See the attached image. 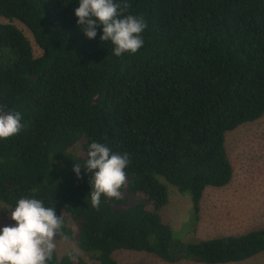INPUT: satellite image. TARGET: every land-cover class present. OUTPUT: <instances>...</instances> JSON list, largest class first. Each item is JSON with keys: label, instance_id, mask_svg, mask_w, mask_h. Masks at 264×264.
Listing matches in <instances>:
<instances>
[{"label": "trees", "instance_id": "1", "mask_svg": "<svg viewBox=\"0 0 264 264\" xmlns=\"http://www.w3.org/2000/svg\"><path fill=\"white\" fill-rule=\"evenodd\" d=\"M120 3L121 0H115ZM142 16L143 47L117 57L88 39L79 0H0V18L33 34L42 56L13 24H0V105L26 125L0 140V214L20 198L63 215V235L100 264L119 251L175 264H233L264 253V229L195 243L176 238L161 217L168 185L189 194L195 220L209 187L225 188L234 168L225 136L264 116V0H127ZM130 154L120 199L91 206L84 165L91 143ZM67 237V239H64ZM47 264H87L78 253ZM144 264V263H133Z\"/></svg>", "mask_w": 264, "mask_h": 264}, {"label": "clouds", "instance_id": "2", "mask_svg": "<svg viewBox=\"0 0 264 264\" xmlns=\"http://www.w3.org/2000/svg\"><path fill=\"white\" fill-rule=\"evenodd\" d=\"M130 4L127 0H79L74 10L77 23L88 39L97 37L102 28V42L114 45L117 57L136 54L144 45L142 34L147 24L142 16L125 15ZM19 112L6 111L0 105V140L18 135L25 129ZM130 163V154L112 153L103 143L93 142L87 152L84 165L75 163L73 171L81 177V167L91 174L89 193L91 206L99 209L101 197L111 200L123 197L121 189L127 183L125 169ZM14 226L0 229V264H47L56 249V237L63 235V215L56 208L45 207L42 200L20 198L11 212ZM67 239V237H64Z\"/></svg>", "mask_w": 264, "mask_h": 264}, {"label": "rangeland", "instance_id": "3", "mask_svg": "<svg viewBox=\"0 0 264 264\" xmlns=\"http://www.w3.org/2000/svg\"><path fill=\"white\" fill-rule=\"evenodd\" d=\"M0 24L16 26L31 42L35 57L42 56L33 34L23 24L5 18H0ZM225 148L234 168L233 180L225 188H207L198 221L190 195L181 194L174 186L168 185V204L160 214L176 238L185 243L264 229V116L228 132ZM5 226L14 225L5 222L0 214V229ZM56 245L55 251L60 257L78 253L87 264H100L81 252L74 240L56 239ZM114 258L119 264H170L144 252L119 251ZM175 264L201 263L183 260ZM233 264H264V253Z\"/></svg>", "mask_w": 264, "mask_h": 264}]
</instances>
